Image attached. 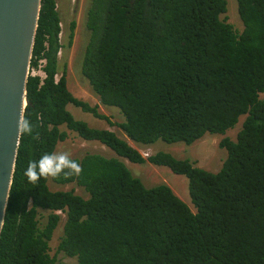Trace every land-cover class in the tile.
Segmentation results:
<instances>
[{
  "label": "trees",
  "instance_id": "1",
  "mask_svg": "<svg viewBox=\"0 0 264 264\" xmlns=\"http://www.w3.org/2000/svg\"><path fill=\"white\" fill-rule=\"evenodd\" d=\"M54 5L40 0L28 67L43 78L27 77L23 112L40 138H19L0 264H54L48 241L60 219L56 250L76 264H264V0H236L239 34L219 18L224 0H89L84 12L89 38L80 74L98 105L118 110L115 125L130 143L189 145L223 135L244 116L235 141L218 142L226 158L216 173L164 152L144 159L113 132L72 119L67 104L113 125L69 94L65 66L58 74L65 46ZM73 30L71 23L67 48ZM60 126L129 163L185 177L195 212L167 186L146 189L118 159L98 154L74 159L83 169L78 177L30 184L29 161L67 138ZM48 181L74 184L87 198L49 191Z\"/></svg>",
  "mask_w": 264,
  "mask_h": 264
},
{
  "label": "rangeland",
  "instance_id": "2",
  "mask_svg": "<svg viewBox=\"0 0 264 264\" xmlns=\"http://www.w3.org/2000/svg\"><path fill=\"white\" fill-rule=\"evenodd\" d=\"M54 1L55 6H58V12L61 13V19L65 18L64 23L61 20L62 27L59 29L60 38L58 41L59 44L61 46L64 45L65 48H62L60 53L57 54L58 74H60L62 67L65 66V82L66 89L69 94L73 98L87 104L89 107L97 106V112L109 118L113 125H107L104 121L94 118L91 114L83 112L81 109L74 107L71 104H67L65 106V110L69 113L72 119L85 123L87 127L91 129L108 130L113 132L116 137L125 140L133 148H135L144 159L156 152H164L170 154L175 159L187 160L193 167L201 169L205 172H218L221 168L222 162L226 158L225 151L218 148V142L223 138L221 136H224L228 140L234 142L236 134L241 129L244 116H240L236 124L231 129L225 131L223 135L204 134L199 140L189 145H185L183 143L165 144L161 141H156L151 146L142 147L137 146L134 143H130L115 125L122 120L118 110L112 107L98 105L95 95H93L88 83L80 74L83 51L89 38V34L84 28V20L81 13L83 6H85V4L87 5L88 0L83 1L82 8L80 12H78V17L75 19V28L69 48L66 47L68 35L67 23L71 20V18H69V15H67L65 11L60 10V2L58 0ZM224 1L226 3L225 13L220 15L219 18L220 20H224L228 23L232 30L239 34L242 31V24L237 15L236 0ZM37 74L39 77L43 76L41 72H38ZM56 77L58 78V76ZM259 99L264 100V92L259 94ZM59 130L65 132L67 138L63 142L56 145L54 152H68L70 153L72 159H79L86 153L116 158L123 163V165H125L132 177L140 180L144 188L151 189L157 186L165 185L182 203L188 207L192 213L195 212L188 196L187 181L185 177L172 174L166 167L153 166L149 163H129L124 159L116 157L113 152L105 149V147L99 145L97 142L83 141L79 139L73 132L68 131L64 126H60ZM47 188L52 192L73 190L75 195H78L83 199L87 198V195L83 192V190L75 187L74 184L57 185L48 181ZM39 214L41 216L40 223L43 224L47 213L40 212ZM62 224L63 220L60 219L57 226L52 231L50 240L48 241L49 256H54V264H76L75 258H68L63 254L58 253L56 250L59 238L62 235Z\"/></svg>",
  "mask_w": 264,
  "mask_h": 264
},
{
  "label": "water",
  "instance_id": "3",
  "mask_svg": "<svg viewBox=\"0 0 264 264\" xmlns=\"http://www.w3.org/2000/svg\"><path fill=\"white\" fill-rule=\"evenodd\" d=\"M39 7L40 0H0V220L2 221L19 144L17 122L23 116L26 106L25 85Z\"/></svg>",
  "mask_w": 264,
  "mask_h": 264
},
{
  "label": "clouds",
  "instance_id": "4",
  "mask_svg": "<svg viewBox=\"0 0 264 264\" xmlns=\"http://www.w3.org/2000/svg\"><path fill=\"white\" fill-rule=\"evenodd\" d=\"M60 28L61 27L59 25V29ZM60 51L61 50H59V53ZM40 78H43V76ZM54 79L57 80V77L55 76ZM17 135L18 138H22L24 135L31 136L34 140H39L40 138L39 133L34 131L32 123L26 116H21L18 119ZM128 145L130 144L128 143ZM133 149L136 150L135 148ZM82 171L83 169L81 164L72 159L70 153L61 151L45 153L41 155L38 160H30L24 171V176L27 178V181L30 184L36 185L41 179H58L61 177V175H63V177L66 179L78 177L81 175ZM4 225L5 221L0 220V230L4 228Z\"/></svg>",
  "mask_w": 264,
  "mask_h": 264
},
{
  "label": "flooded vegetation",
  "instance_id": "5",
  "mask_svg": "<svg viewBox=\"0 0 264 264\" xmlns=\"http://www.w3.org/2000/svg\"><path fill=\"white\" fill-rule=\"evenodd\" d=\"M58 1L60 2V10L65 11V13L69 15V18H71V20L68 21L67 25L69 26L71 23H74V26H75V19L78 17V12H80L84 0H58ZM88 3H89V0H88ZM87 5L85 4V6H83V10L81 13L83 20H84V12L86 8L88 7ZM54 10L56 11L58 15L59 25L60 27H62L61 20L64 23L65 18L61 19L62 16H61V13L58 12V6L56 7L54 5Z\"/></svg>",
  "mask_w": 264,
  "mask_h": 264
},
{
  "label": "built area",
  "instance_id": "6",
  "mask_svg": "<svg viewBox=\"0 0 264 264\" xmlns=\"http://www.w3.org/2000/svg\"><path fill=\"white\" fill-rule=\"evenodd\" d=\"M59 38H60V32H59V34L57 35V39H59ZM58 42H59V41H58ZM57 54H59V52H58ZM40 63H42V61H39V64H40ZM38 68H39V66H38ZM38 72H40L39 69L35 70V69H30V68L28 67L27 75H28L29 77H33V76H36Z\"/></svg>",
  "mask_w": 264,
  "mask_h": 264
},
{
  "label": "bare ground",
  "instance_id": "7",
  "mask_svg": "<svg viewBox=\"0 0 264 264\" xmlns=\"http://www.w3.org/2000/svg\"><path fill=\"white\" fill-rule=\"evenodd\" d=\"M38 75V74H37Z\"/></svg>",
  "mask_w": 264,
  "mask_h": 264
}]
</instances>
